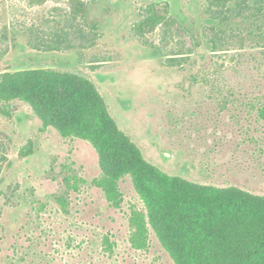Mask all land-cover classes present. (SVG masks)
<instances>
[{
    "label": "rangeland",
    "instance_id": "1",
    "mask_svg": "<svg viewBox=\"0 0 264 264\" xmlns=\"http://www.w3.org/2000/svg\"><path fill=\"white\" fill-rule=\"evenodd\" d=\"M83 1L0 0V264H175L132 177L115 205L93 143L13 89L73 73L161 172L264 195V0Z\"/></svg>",
    "mask_w": 264,
    "mask_h": 264
},
{
    "label": "trees",
    "instance_id": "2",
    "mask_svg": "<svg viewBox=\"0 0 264 264\" xmlns=\"http://www.w3.org/2000/svg\"><path fill=\"white\" fill-rule=\"evenodd\" d=\"M68 1L74 15L86 13L83 0ZM175 23L167 2L154 3L138 28L151 31ZM23 88L22 94L47 122L93 143L104 172L94 183L115 205L123 200L120 179L132 177L175 264H264V195L233 185L196 184L161 172L99 105L94 87L73 73L34 71L13 90L21 93ZM21 154L28 155L29 147ZM138 227L145 228L143 223Z\"/></svg>",
    "mask_w": 264,
    "mask_h": 264
}]
</instances>
